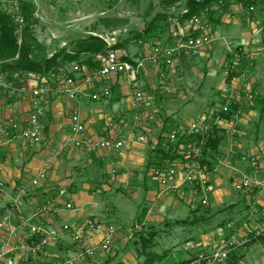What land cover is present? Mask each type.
Instances as JSON below:
<instances>
[{"label": "crops", "instance_id": "crops-1", "mask_svg": "<svg viewBox=\"0 0 264 264\" xmlns=\"http://www.w3.org/2000/svg\"><path fill=\"white\" fill-rule=\"evenodd\" d=\"M223 9L224 12L219 10V14L222 13L221 15H217L216 18L214 15L211 21L208 20L209 23H219V25L216 26V29L215 27H209L211 42L199 55L190 56L181 52L176 56L171 66L163 67L158 71L152 68V75L149 78L141 75L136 77L133 82L125 74H115L109 78L96 81L93 86L86 84L84 82L85 76L100 67L99 60L105 52L93 56H84L85 59L91 57L93 62H97L91 66L84 62L66 64L65 67L67 68H71L74 65L80 66V71L75 74L76 85L79 87L80 92L78 102L70 101L61 95L54 96L49 94L43 97L40 100V104L45 110V139L40 143H34L23 139L20 137L19 132L15 131L11 133V138L0 144V180L5 183L6 194L8 195V197L0 196V214L9 212L15 220H18L34 207L46 206L49 208L50 214L45 221L44 228L55 237V241L46 250L48 259L63 258L69 256L73 251L72 242L67 239L70 236L62 231L60 221L63 220V224H71L92 217L100 221L109 222L106 221V218L108 214L110 215L109 211L112 212L113 209L108 208L107 211L100 212V215L95 214L93 207H90V205L95 207V204H92L94 195H97V193L101 194L104 201L108 200L106 193L109 190L136 196L141 189H149L147 182L153 179L149 169L159 155L157 150L164 139V135H162L161 131L155 130V133L148 137L147 142L143 143L138 140V136L142 134V125L135 120V109L132 100L133 89L139 88L145 91L150 103L149 109L157 113L161 122L160 126L162 125L164 130L186 124L191 120H197L176 117L166 104L176 96L177 90L173 87L174 79L182 76L181 70L188 69L189 62L192 59L207 55V51L210 49L213 39H215V31L221 25L238 28L240 38L234 49L229 50L226 54L227 57L225 58L229 60V67L224 74L222 85L214 94L221 98L220 105L223 104L225 96L231 90H236L239 94L240 101L238 105L242 109V115L237 123L238 134L232 141L238 145V153L251 152L258 157L260 171L257 178L264 181V116H261V110L264 107V2L259 1L255 10L250 12L243 0H229L228 6ZM183 12L184 10L179 13H176L174 9L169 10L166 21L169 14L173 13L183 22L186 20L181 19ZM155 13L157 11L152 12L151 15L147 13L149 16L146 15V18L142 21L129 20L124 27L118 28L125 29L126 32L119 38L117 50L123 51L129 61L133 62L147 55L151 51L152 45L156 42L170 43L172 41L171 27L168 22L165 23L164 27L156 26L147 35L142 34L145 30V25L151 21ZM84 17L86 15L76 17L74 20L83 19ZM183 28L186 29L187 27L184 26ZM137 32L141 33L140 37H135ZM71 33L78 34V37H72ZM94 33L105 34L109 32L106 30L99 32L89 30L81 34L76 28L68 29L64 32L62 29H58L54 30L51 33V38L47 37L45 42H50L47 45L51 44L50 47L48 46L50 48L49 52L53 53L59 48L69 46L76 39L90 34L93 35ZM136 39H138V42ZM133 41L137 43L135 44ZM40 42L42 43V41ZM53 42L57 44H53ZM237 51L242 55L239 60H235ZM247 55H251V57L248 58ZM207 57L209 58V56ZM56 78L53 73L48 74V76L23 73L19 77L12 76L9 81L2 77L1 83L7 84L11 93L0 85V124L5 121L16 120L19 124V129L24 128L31 110V100L28 94L33 88L43 83L55 86ZM161 82L169 86V91L164 95H161L157 90ZM104 86L109 87L110 96L93 99L91 97L92 93L101 92ZM14 89L24 90L27 95H16L12 92ZM246 94H253L255 100L252 103H246L244 101ZM75 106H78L81 118L85 124L84 136H88L93 140H99L107 135L112 136L114 132L110 131L108 122L120 121L123 123L125 145L110 156H107L102 149L89 150L78 147L66 148L60 154L55 155L56 146L70 136V114ZM218 108L215 102L211 101L203 112L204 115L200 117V119H209L213 126L217 127V136L221 138L218 152L215 155L204 158L205 163L217 169V173L211 178V190L208 194L209 202L214 208L221 207L223 204L230 208L244 204L245 207L249 208L254 198L250 194L251 191L235 192L232 189L234 193L231 194L226 189L228 184L231 187L235 172L238 174H251L252 169L248 165L241 163L237 155L230 154L232 141L229 137V123L225 116H221L215 122L211 118ZM225 157L230 160L229 167L220 164V161ZM46 162H48L46 179L36 186L30 185L31 179L44 168ZM113 169H116L115 173L112 172ZM157 185L162 196H177L189 205L195 201V195L200 197L199 193L189 186H185L183 195H176L163 191L158 182ZM21 186H24V190L20 194L18 202L12 203L10 198H14L19 194ZM61 187L66 188V194H58V190ZM225 196L228 200L224 199ZM20 199L23 200L20 201ZM66 203L77 206V210L73 211L70 209L73 212H66L68 211L65 209ZM256 203L260 208L264 206V200L261 198H258ZM176 205L177 201L173 203L174 207ZM199 206H202L200 201L196 207L191 209L190 213L198 211ZM87 211L88 213H85ZM263 211L261 210L260 212L263 213ZM146 214L145 209H142L137 221L142 223L143 218H145L143 224L153 226V216L151 215L147 218ZM261 216L256 218V220L262 219ZM68 219L71 221L68 222ZM201 219L205 218L201 217ZM159 220V223H161L165 221V218L161 217ZM168 223L166 220L164 225ZM190 223L195 224L193 221ZM222 223H228V225L231 223L229 228L232 229L228 232L226 231V233L223 231L225 234L222 237H227L234 231L233 228L237 222L228 216L225 220H222ZM184 224H182V227ZM132 227H126L118 231V235L109 249L110 252L113 247H117L118 242L121 240L126 243L125 246L128 245L129 235H131L129 230ZM199 231V241L197 243L201 245V248L196 252L188 251L189 249L185 248L187 255L180 262H186L199 251L206 249L211 239L221 238L216 230L213 236H209L207 233L202 234L200 229ZM192 238L193 236L189 239ZM191 243L189 242V244ZM104 254H99L96 257L100 256L98 260H101ZM110 256L112 258L111 254ZM131 259L134 260V264L137 263L132 256ZM3 264L36 263L33 257L21 253L7 257Z\"/></svg>", "mask_w": 264, "mask_h": 264}, {"label": "built area", "instance_id": "built-area-1", "mask_svg": "<svg viewBox=\"0 0 264 264\" xmlns=\"http://www.w3.org/2000/svg\"><path fill=\"white\" fill-rule=\"evenodd\" d=\"M246 2L248 11H254L256 4L264 0H243ZM222 0L219 5H222ZM38 17L37 10L34 13ZM18 22L23 24L19 17ZM167 22L171 27L172 41L156 42L152 45L151 51L136 61H129L127 55L120 50L113 49L118 43L119 38L126 32L125 29H115L105 34L97 35L107 44V50L100 57V67L88 73L84 82L90 86L95 85L96 81L109 78L115 74H125L134 82L136 77L144 76L149 78L152 75L151 69L159 70L163 67L171 66L177 55L181 52L190 56L199 55L211 42L209 22L204 16H194L183 22L173 13L169 14ZM186 26L187 28H183ZM242 55L237 51L235 60H239ZM248 58L251 55H247ZM80 71L79 65L71 68H61L57 78L56 85L51 86L43 83L30 91L28 96L31 100V110L28 114L24 128L19 129L18 122L10 121L0 124V144L5 143L11 138V133L18 131L20 137L25 140L40 143L45 139L46 125L44 123L45 110L40 104L43 97L52 94L61 95L70 101L78 102L79 87L76 85L75 74ZM23 75L21 72H15L13 77ZM0 74V85L11 90L9 86L2 82ZM157 90L161 95L169 91V86L161 82ZM16 95H27L24 90L14 89ZM111 91L109 87L104 86L101 92L92 93L93 99L109 97ZM255 96L246 94L244 101L251 103ZM133 106L135 109V120L142 125V134L138 136L140 142H147L148 137L159 130L164 135V139L159 144L162 153L157 156L155 163L150 167L149 173L165 192L183 195L185 186L191 187L200 195V204L206 206L209 203L208 194L211 190V178L217 173L215 167H210L204 163V150L208 147L209 141L216 136L213 134L214 128L212 122L207 118L191 120L186 124L164 130L158 119L157 113L149 109V101L145 91L134 88L132 92ZM240 96L236 90H231L226 96L223 104L211 116L214 122L225 116L229 123V137L232 141L237 134V123L242 115V109L238 105ZM236 106V108L234 107ZM110 131L114 135H107L99 140H93L84 136L85 124L81 118L78 106H75L70 114V136L55 148V155L60 154L69 147L86 148L89 150L102 149L107 156L119 151L124 145L123 123L120 121L108 122ZM220 134V132H219ZM223 141V140H222ZM238 145L231 142L230 154L237 155L238 160L248 165L252 169V174L234 173L231 181V187L235 192H246L252 188H257V192L264 191V181L257 178L260 165L258 157L251 152L238 153ZM220 164L229 167L228 157L223 158ZM48 162L38 174L31 179L30 185L36 186L47 177ZM113 173L116 169L112 170ZM6 185L0 180V196L8 197L6 194ZM24 186L19 189V194L10 198L12 203H17ZM59 195L66 194V188L61 187L58 190ZM65 209H73L71 203L65 204ZM49 208L46 206H37L30 209L26 215L15 220L11 213L0 214V264L12 255L26 254L33 257L36 264H83L87 260H92L99 254L109 251L118 235V228L115 224L100 221L96 218H86L74 223H65L62 225V231L70 236L72 240L73 251L69 256L63 258L48 259L46 256L47 248L55 241L45 228V221L49 216ZM264 232V219L257 221V225L251 230L236 232L227 237L213 238L209 241L206 249L196 253L184 264H226L232 252L241 246L247 245Z\"/></svg>", "mask_w": 264, "mask_h": 264}, {"label": "rangeland", "instance_id": "rangeland-1", "mask_svg": "<svg viewBox=\"0 0 264 264\" xmlns=\"http://www.w3.org/2000/svg\"><path fill=\"white\" fill-rule=\"evenodd\" d=\"M186 1L85 0L77 2L76 0H34L38 12V23L35 26L34 33L37 39L43 43L47 40V37L51 38V33L54 30L58 29H62L64 32L68 29L76 28L81 34L89 30L95 32L106 30L110 32L124 27L125 23L129 22V20L142 21L146 18L147 13L151 15L152 12L156 11L157 13H155L152 19L156 18L158 14L164 13L165 18L157 19L156 23V26L164 27L169 10L174 9L176 13L183 11ZM223 8L219 10L224 12ZM219 10H215V18L217 15L222 14H219ZM82 15H86V17L74 20V18ZM199 15L205 16L203 14ZM217 25L219 23H209V26L215 27V29ZM215 32V39H213L207 55L192 59L189 62V68L181 70L182 76L174 79L173 87L177 90L176 96L166 105L174 112L176 117L199 120L204 115L203 112L211 101L215 102L216 107H220L221 98L214 93L224 81V74L229 67V60L225 57H227V52L234 49L237 45L240 32L238 28H231L227 25H221ZM71 36L77 38L78 34L71 33ZM138 39H136L137 42ZM137 42L133 41L135 44ZM48 43L50 42H45L44 44L50 51L49 47L51 44L47 45ZM53 44L57 43L53 42ZM147 183L149 189H141L136 196L125 195V192L109 190L106 193L108 200L103 201L101 194L97 193V195H94L92 204H95V207L93 205H90V207H93L95 214L100 215V212L112 208L113 211H109L110 215L108 214L106 221L115 224L118 231L126 227H133L129 230V234L131 235H129L127 246L121 240L118 242L117 247H113L111 252H106L101 260H98L99 256L86 261L84 264H134L131 256L137 261L136 264H142L144 257L139 254V250H141L139 236L143 235L147 237V233L150 231L156 232L154 237L155 244L147 250L157 254H161L167 250V257L155 264H177L187 255L185 248H188V251L191 252H196L201 248V245L197 243L199 241V229L202 231V234L207 233L209 236H213L216 230L219 233L218 236L222 237L226 231L228 232L232 229L229 228L231 223L229 225L228 223H222V220H225L228 216L237 222L233 228V232L238 229L241 230L239 232H244L247 229L251 230L252 227L257 225L256 221L258 220L256 218H260L262 215L261 218L264 219V211L263 213L260 212L264 210L262 209L264 206L260 208L256 203L258 198L264 200V191L260 193L257 192L258 190H255V192L250 190V194L254 198L249 208L245 207L244 204L235 208L227 207L225 204L214 208L209 202L206 206H199L198 211L190 213L191 209L199 204V196L195 195V201L189 205L177 196H162L154 178L148 180ZM226 189L231 194L234 193L230 184L226 186ZM224 199L228 200L226 196ZM22 200L20 199V201ZM176 201L177 205L174 207L173 203ZM142 209H145L147 218L151 215L153 216V226L143 224L145 218H143L142 223L141 221H137ZM72 210L76 211L77 206L73 205ZM72 210L66 212H73ZM85 213H88V211ZM161 217L165 218V223L166 220L169 223L166 225H164V222L159 223V218ZM201 217L205 219H201ZM185 219H187L188 223L184 224L183 227V223H176L178 220ZM67 221L70 222L71 220L68 219ZM191 221L195 224L190 223ZM63 223V220L60 221L61 226ZM191 236L193 238L189 239ZM67 239L72 242L70 237ZM189 242L192 243L189 244ZM109 253L112 255V258ZM228 260L229 262L226 264H264V232L257 240L254 239L247 245L236 248Z\"/></svg>", "mask_w": 264, "mask_h": 264}, {"label": "trees", "instance_id": "trees-1", "mask_svg": "<svg viewBox=\"0 0 264 264\" xmlns=\"http://www.w3.org/2000/svg\"><path fill=\"white\" fill-rule=\"evenodd\" d=\"M76 1L82 2L85 0ZM219 1L187 0L181 19H191L194 16L203 14L210 21L216 9L225 8L229 4V0H222V5H219ZM244 4H246L245 1ZM35 11L36 4L34 0H0V74L8 81L15 72L41 74L42 76H48V74L53 73L57 77L61 68L65 67L66 64L84 62L91 66L97 62H93L91 57L85 59L84 56H93L107 50V44L101 38L90 34L76 39L69 46L59 48L49 54L47 46L41 43L34 33L35 26L38 23L37 17L34 16ZM163 14H158L156 18L147 23L142 34L147 35L150 30L155 29L157 19L165 18V14ZM17 17L23 20V24L20 25ZM140 36L141 33L137 32L135 34V37ZM118 47L119 45L116 44L113 46V49H118ZM234 107L236 108V106ZM261 113V116H264V107ZM213 128L215 131L213 134H215L217 127L213 126ZM220 143L221 138L214 136L209 141L208 147L204 150V156L215 155L218 152ZM157 152L158 154L162 153L161 149H158ZM251 190L255 191L258 189L252 188ZM186 222H188L187 219L176 221L178 224ZM237 231L239 232V229L232 232L236 233ZM232 232L231 234H233ZM147 234V237L143 235L139 236V243L141 245L139 254L144 257L142 264L161 262L167 257V250L161 254L149 252L147 249L155 244L154 237L156 232L150 231ZM184 263L185 261L177 264Z\"/></svg>", "mask_w": 264, "mask_h": 264}]
</instances>
